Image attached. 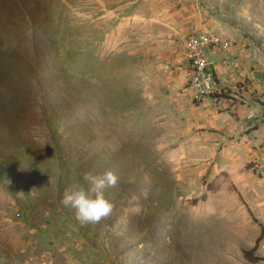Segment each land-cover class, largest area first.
I'll return each mask as SVG.
<instances>
[{
    "label": "rangeland",
    "instance_id": "rangeland-1",
    "mask_svg": "<svg viewBox=\"0 0 264 264\" xmlns=\"http://www.w3.org/2000/svg\"><path fill=\"white\" fill-rule=\"evenodd\" d=\"M198 30L241 59L222 98ZM107 170L82 224L63 193ZM0 264H264V0H0Z\"/></svg>",
    "mask_w": 264,
    "mask_h": 264
},
{
    "label": "built area",
    "instance_id": "built-area-1",
    "mask_svg": "<svg viewBox=\"0 0 264 264\" xmlns=\"http://www.w3.org/2000/svg\"><path fill=\"white\" fill-rule=\"evenodd\" d=\"M189 71V85L195 97L222 98L232 84L225 82L224 70L235 71L241 59L230 55L232 42L219 31L188 34L183 41ZM229 52V53H228ZM237 87L235 84L233 88Z\"/></svg>",
    "mask_w": 264,
    "mask_h": 264
},
{
    "label": "clouds",
    "instance_id": "clouds-1",
    "mask_svg": "<svg viewBox=\"0 0 264 264\" xmlns=\"http://www.w3.org/2000/svg\"><path fill=\"white\" fill-rule=\"evenodd\" d=\"M83 182H75L65 189L61 203L75 211V218L82 224L99 223L111 216L114 202L106 196L107 189L117 187L119 177L107 170L102 174L87 172Z\"/></svg>",
    "mask_w": 264,
    "mask_h": 264
},
{
    "label": "trees",
    "instance_id": "trees-1",
    "mask_svg": "<svg viewBox=\"0 0 264 264\" xmlns=\"http://www.w3.org/2000/svg\"><path fill=\"white\" fill-rule=\"evenodd\" d=\"M261 237H262V236L259 237L258 241L260 240ZM253 250H254V248L247 249V250H245L244 253H245V255H246L248 258H251V257H252L251 254L253 253Z\"/></svg>",
    "mask_w": 264,
    "mask_h": 264
},
{
    "label": "crops",
    "instance_id": "crops-1",
    "mask_svg": "<svg viewBox=\"0 0 264 264\" xmlns=\"http://www.w3.org/2000/svg\"><path fill=\"white\" fill-rule=\"evenodd\" d=\"M201 31H204V30H198L197 32H201ZM197 32H195V33H197Z\"/></svg>",
    "mask_w": 264,
    "mask_h": 264
}]
</instances>
